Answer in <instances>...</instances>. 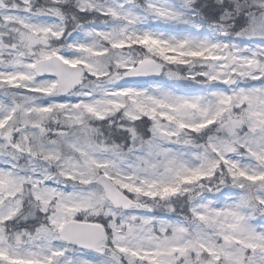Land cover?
Wrapping results in <instances>:
<instances>
[{
  "label": "snow or ice",
  "instance_id": "1",
  "mask_svg": "<svg viewBox=\"0 0 264 264\" xmlns=\"http://www.w3.org/2000/svg\"><path fill=\"white\" fill-rule=\"evenodd\" d=\"M0 264H264V0H0Z\"/></svg>",
  "mask_w": 264,
  "mask_h": 264
},
{
  "label": "trees",
  "instance_id": "2",
  "mask_svg": "<svg viewBox=\"0 0 264 264\" xmlns=\"http://www.w3.org/2000/svg\"><path fill=\"white\" fill-rule=\"evenodd\" d=\"M159 215V213H157Z\"/></svg>",
  "mask_w": 264,
  "mask_h": 264
}]
</instances>
